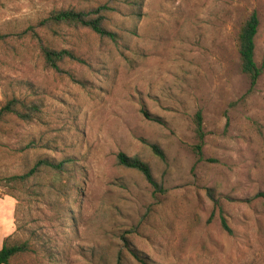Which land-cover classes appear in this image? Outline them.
<instances>
[{
  "label": "rangeland",
  "instance_id": "374dc122",
  "mask_svg": "<svg viewBox=\"0 0 264 264\" xmlns=\"http://www.w3.org/2000/svg\"><path fill=\"white\" fill-rule=\"evenodd\" d=\"M62 7L103 8L114 39L43 24ZM251 12L260 66L264 0L0 2V105L40 104L0 131V198L16 200L12 237L29 244L11 264H264V67L250 86L237 51ZM31 32L79 60L46 67ZM120 151L147 162L157 185L117 163ZM39 158L70 162L4 179Z\"/></svg>",
  "mask_w": 264,
  "mask_h": 264
},
{
  "label": "trees",
  "instance_id": "16d2710c",
  "mask_svg": "<svg viewBox=\"0 0 264 264\" xmlns=\"http://www.w3.org/2000/svg\"><path fill=\"white\" fill-rule=\"evenodd\" d=\"M2 0H0L1 2ZM103 8H94L89 11L77 10L73 7H62L58 9H52L48 15L42 20L43 24L46 25H65L72 28H87L99 36H107L114 39V34L108 30L104 25V15L102 13ZM259 25V18L256 12H251L242 22L238 34H237V51L239 57L240 71L246 75L250 86L256 83L258 76L264 67V52L262 54L261 65L258 66L254 60V39L257 33ZM36 38L39 45L40 53L43 58L44 65L49 67L56 72L62 71L59 63L65 59H75L79 58L70 50L67 49H54L42 42L37 34L31 32ZM143 114L149 117L148 113L144 110ZM40 112V104L34 100L23 101L16 96H12L6 99L0 105V131L2 130L4 124L8 119H16L23 122L30 121L34 119ZM150 118V117H149ZM195 122V133L197 136L196 148H201V143L203 141V130H202V116L200 110L195 112L194 115ZM149 147L151 151L158 156L160 159H164V153L155 143H150ZM117 163L122 166L133 168L139 171L143 177L151 185H157L154 180L151 168L147 162L140 159L137 156H129L124 152H118L116 154ZM70 159H61L55 161L49 158H39L33 165L25 172L21 174H12L4 177L7 183L11 186H15L18 183H23L27 181L31 176L37 175L38 171L42 168H48L56 173H63L67 170V166ZM75 191H79V188L75 187ZM264 199V194L261 193ZM220 226L223 230L231 233V228L227 224L225 217L220 215ZM29 249V244L27 241H18L13 239L12 236L5 238L1 248H0V264H11V259L17 254L24 252ZM133 257L137 260L145 263L142 258H140L136 252L131 250Z\"/></svg>",
  "mask_w": 264,
  "mask_h": 264
},
{
  "label": "crops",
  "instance_id": "0c3cea01",
  "mask_svg": "<svg viewBox=\"0 0 264 264\" xmlns=\"http://www.w3.org/2000/svg\"><path fill=\"white\" fill-rule=\"evenodd\" d=\"M13 198V197H12ZM8 203L5 197L0 198V248L8 236H13L16 225L14 221L16 200L13 198L9 202L8 206H4Z\"/></svg>",
  "mask_w": 264,
  "mask_h": 264
}]
</instances>
